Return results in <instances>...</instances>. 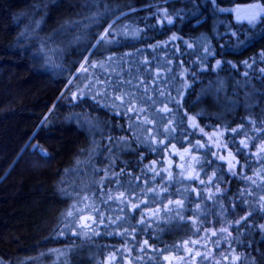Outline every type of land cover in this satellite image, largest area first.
Wrapping results in <instances>:
<instances>
[{"label":"trees","instance_id":"1","mask_svg":"<svg viewBox=\"0 0 264 264\" xmlns=\"http://www.w3.org/2000/svg\"><path fill=\"white\" fill-rule=\"evenodd\" d=\"M250 1L0 0V264H264Z\"/></svg>","mask_w":264,"mask_h":264},{"label":"rangeland","instance_id":"2","mask_svg":"<svg viewBox=\"0 0 264 264\" xmlns=\"http://www.w3.org/2000/svg\"><path fill=\"white\" fill-rule=\"evenodd\" d=\"M264 14V4L260 3L257 0H253L247 3L242 4V8H238L236 12L232 14V18L235 20H243L249 23H252L256 21L260 15ZM81 70L80 66H77L75 71ZM30 147V146H29ZM180 155H183V152L180 151ZM190 170V165L184 164L182 168ZM85 175V174H84ZM93 215L88 211V210H83L81 213H78L75 216L76 223L79 224L82 227H88L93 221ZM52 254L51 257L52 259L58 260V255L60 254L59 249H51ZM108 258H105L103 263L107 264L108 263ZM186 258L183 256H173V255H168L167 256V261H169V264H186Z\"/></svg>","mask_w":264,"mask_h":264},{"label":"water","instance_id":"3","mask_svg":"<svg viewBox=\"0 0 264 264\" xmlns=\"http://www.w3.org/2000/svg\"><path fill=\"white\" fill-rule=\"evenodd\" d=\"M195 22H196V21H195ZM35 145H36V143H35V142H32L29 148L32 149V148L35 147ZM37 150H38V151H41L40 148H38V147H37Z\"/></svg>","mask_w":264,"mask_h":264},{"label":"snow or ice","instance_id":"4","mask_svg":"<svg viewBox=\"0 0 264 264\" xmlns=\"http://www.w3.org/2000/svg\"><path fill=\"white\" fill-rule=\"evenodd\" d=\"M262 151H264V149H262Z\"/></svg>","mask_w":264,"mask_h":264}]
</instances>
